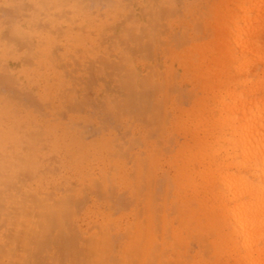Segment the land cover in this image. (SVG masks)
<instances>
[{"label": "bare ground", "instance_id": "bare-ground-1", "mask_svg": "<svg viewBox=\"0 0 264 264\" xmlns=\"http://www.w3.org/2000/svg\"><path fill=\"white\" fill-rule=\"evenodd\" d=\"M247 4L233 88L224 36L182 48L217 17L170 13L186 0H0V264H264V0ZM179 79L201 86L189 112Z\"/></svg>", "mask_w": 264, "mask_h": 264}, {"label": "rangeland", "instance_id": "rangeland-1", "mask_svg": "<svg viewBox=\"0 0 264 264\" xmlns=\"http://www.w3.org/2000/svg\"><path fill=\"white\" fill-rule=\"evenodd\" d=\"M259 0H251V4H257ZM202 4L196 5L192 0H186V5L183 7H175L170 10V13L177 12L180 15H192V14H201L206 15L208 13L215 14L211 16H216L215 19L207 18L206 20H201L200 23L195 26V31L191 32V35L197 34L194 39L186 40L182 48L189 49L191 44L195 43L199 46H208L211 50L217 51L215 44L220 38L224 36L225 46L232 52L236 53L237 62L233 64L230 68V71L233 70V67L244 69V73L240 75L235 84L242 81H247V55L243 54L245 46L243 40L246 38L247 23L245 20L247 18L253 19L255 17V11H252V6L247 4V0H216L215 3L206 2L203 6ZM247 8L249 11H247ZM95 10V9H94ZM258 10V7H257ZM135 16V14H132ZM161 15L157 17L156 20L161 21ZM172 19V18H171ZM157 21V22H158ZM174 25L173 20L169 21ZM168 29V28H167ZM243 29L245 33H240L238 30ZM194 36V35H193ZM189 39V38H188ZM178 68L179 75L182 73L180 66ZM189 79L188 77H184ZM178 88L180 89V100L181 104L178 108L182 111H191L195 108L198 101L202 99L203 94L201 91V86L199 84L190 83L184 80H177ZM238 84L234 85L233 88H236ZM236 86V87H235ZM1 92H5L4 86H0ZM6 93V92H5ZM185 93H190V98H185ZM179 100V103H180ZM177 110L171 109L172 116H176ZM90 131L86 135V139L89 140L95 135ZM91 133V134H90ZM176 138V137H175ZM184 140L181 138L172 139L171 143L167 144L173 150L177 148L179 143H183ZM191 142H187V146Z\"/></svg>", "mask_w": 264, "mask_h": 264}]
</instances>
